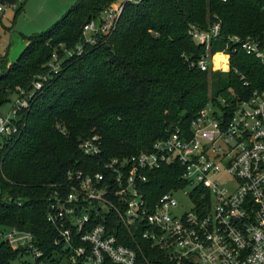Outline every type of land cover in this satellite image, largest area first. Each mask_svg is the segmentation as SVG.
Segmentation results:
<instances>
[{
    "label": "trees",
    "instance_id": "obj_1",
    "mask_svg": "<svg viewBox=\"0 0 264 264\" xmlns=\"http://www.w3.org/2000/svg\"><path fill=\"white\" fill-rule=\"evenodd\" d=\"M113 1L77 0L52 27L26 37L25 49L0 74V108L17 89L30 90L48 77L20 115L21 133L5 140L0 150V228L30 234L46 252L59 238L46 221L51 186L66 183L68 170L101 171L112 158L149 152L176 128L188 130L206 107L226 116L237 101L264 89V67L228 43L231 36L264 41V0L126 4L113 33L86 45L81 55L65 58L64 50L83 42L84 24L98 19ZM0 5L15 9L16 15L22 12L20 0H0ZM215 23L221 24L220 38L208 50L188 34L191 25L204 31ZM221 51L230 55L229 71L201 72L192 66L206 52ZM53 54L61 59L55 75L48 68ZM94 135L101 152L92 158L78 145ZM181 173L179 166L148 173L145 198L155 202L184 187ZM208 196L202 187L191 193L198 206ZM111 219L119 242L133 247L132 236ZM23 255L24 247L0 243V264H13Z\"/></svg>",
    "mask_w": 264,
    "mask_h": 264
},
{
    "label": "built area",
    "instance_id": "obj_2",
    "mask_svg": "<svg viewBox=\"0 0 264 264\" xmlns=\"http://www.w3.org/2000/svg\"><path fill=\"white\" fill-rule=\"evenodd\" d=\"M141 1L110 3L98 19L84 24L83 42L64 50L63 56L81 55L86 45L109 36L124 6ZM3 8L0 5V11ZM220 28L215 23L200 31L191 25L188 34L208 50L220 38ZM228 43L264 67V41L231 36ZM216 56L225 57V71H229L230 55L225 51L206 52L192 66L201 72L221 71L214 67ZM51 58L49 73L55 75L61 59L56 54ZM47 79L43 76L30 90L17 89L10 109L0 113V150L5 140L21 133L25 125L20 115ZM210 108L202 110L188 130L176 128L149 152L112 158L101 171L68 170L66 183L51 186L48 198L46 221L59 236L50 251L40 249L30 234L16 229L8 230L4 241L24 247L23 256L29 258L25 264H264V89L237 101L226 116ZM78 147L93 158L100 155L101 141L94 135ZM164 166L182 168L180 180L185 186L152 202L145 198L143 185L148 173ZM197 187L209 193L199 206L191 199ZM177 194L188 204L177 201ZM112 216L132 236L133 247L120 243L112 232Z\"/></svg>",
    "mask_w": 264,
    "mask_h": 264
},
{
    "label": "rangeland",
    "instance_id": "obj_3",
    "mask_svg": "<svg viewBox=\"0 0 264 264\" xmlns=\"http://www.w3.org/2000/svg\"><path fill=\"white\" fill-rule=\"evenodd\" d=\"M77 0H20L22 12L16 15L15 9L3 8L0 11V74L4 68H8L12 62L25 49V38L42 33L52 27V25L63 17ZM219 64V63H218ZM223 70H221L222 72ZM225 71V70H224ZM226 72V71H225ZM16 96L11 94V101L4 104L0 111L7 112L11 107V102ZM210 109L216 110L211 107ZM217 180L223 181L224 178ZM230 185L233 183L228 180ZM189 188L185 192H189ZM175 199L184 204H188L181 194L174 196ZM0 243L5 240L7 231L0 228ZM28 257L20 256L13 264H25Z\"/></svg>",
    "mask_w": 264,
    "mask_h": 264
},
{
    "label": "bare ground",
    "instance_id": "obj_4",
    "mask_svg": "<svg viewBox=\"0 0 264 264\" xmlns=\"http://www.w3.org/2000/svg\"><path fill=\"white\" fill-rule=\"evenodd\" d=\"M225 60H226L225 57L216 56L215 59H214V67L216 69L225 70V68H226V62H225Z\"/></svg>",
    "mask_w": 264,
    "mask_h": 264
}]
</instances>
